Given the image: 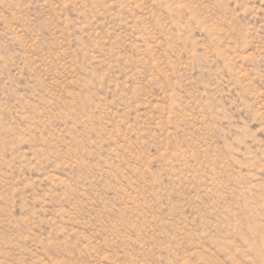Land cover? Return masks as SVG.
<instances>
[{"label":"rangeland","instance_id":"rangeland-1","mask_svg":"<svg viewBox=\"0 0 264 264\" xmlns=\"http://www.w3.org/2000/svg\"><path fill=\"white\" fill-rule=\"evenodd\" d=\"M0 264H264V0H0Z\"/></svg>","mask_w":264,"mask_h":264}]
</instances>
